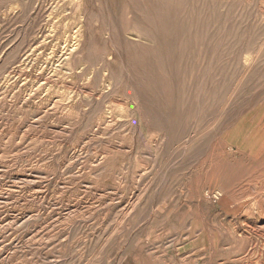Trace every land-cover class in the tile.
<instances>
[{
  "label": "rangeland",
  "instance_id": "rangeland-1",
  "mask_svg": "<svg viewBox=\"0 0 264 264\" xmlns=\"http://www.w3.org/2000/svg\"><path fill=\"white\" fill-rule=\"evenodd\" d=\"M263 262L264 0H0V264Z\"/></svg>",
  "mask_w": 264,
  "mask_h": 264
},
{
  "label": "bare ground",
  "instance_id": "bare-ground-1",
  "mask_svg": "<svg viewBox=\"0 0 264 264\" xmlns=\"http://www.w3.org/2000/svg\"><path fill=\"white\" fill-rule=\"evenodd\" d=\"M240 9V8H239ZM255 13V12H254ZM113 16V15H112ZM237 16V15H236ZM235 16V17H236ZM117 19V18H116ZM116 19H115V21H116ZM140 19V18H139ZM118 20V19H117ZM230 22V21H229ZM116 24V23H115ZM228 27V26H227ZM230 27V26H229ZM110 29V28H109ZM119 29V28H118ZM226 30H227V28H226ZM225 30V31H226ZM75 31V30H74ZM119 31V30H118ZM120 32V31H119ZM121 33H122V31H121ZM182 33V32H181ZM117 34V33H116ZM102 35V34H101ZM225 35V34H224ZM82 38H83V34H81V31H80V34H79V32L77 33V32H74V34H73V38H72V43L70 44V45H66L65 46V48H64V52H62V57L63 56H66L67 57V59L69 60V62H71V63H73L72 62V60L74 59V57L75 56H81L82 55V53L80 52V50H81V44H82ZM121 38V37H120ZM123 38V37H122ZM42 39H43V37H42ZM121 40V39H120ZM123 41V40H122ZM125 41V40H124ZM223 41H224V39H223ZM44 42H45V40L44 41H42V44H44ZM196 43V42H195ZM66 44V43H65ZM63 45V44H62ZM122 45H123V42H122ZM172 45V44H171ZM207 45H208V43H207ZM125 48V47H124ZM41 50V49H40ZM51 50V49H50ZM124 50V49H123ZM167 50V49H166ZM219 50V49H218ZM48 52V51H47ZM261 52V51H260ZM121 53V52H120ZM129 53V52H128ZM54 54V53H53ZM260 54V53H259ZM50 55V54H49ZM120 55V54H119ZM59 56V55H58ZM111 56V55H110ZM123 56H124V54H123ZM126 56V55H125ZM203 56V55H202ZM127 57V56H126ZM258 57V56H257ZM203 58V57H202ZM122 59V58H121ZM154 59V58H153ZM27 60H29V57H27V59L25 60V61H27ZM56 60V59H55ZM52 62V61H51ZM202 62V61H201ZM55 63V62H54ZM132 63V62H131ZM56 64H58V63H56ZM56 64H54V65H56ZM254 64V63H253ZM45 65V64H44ZM133 65V64H132ZM137 65V64H136ZM41 66V65H40ZM201 66V65H200ZM205 66V65H204ZM54 67V66H53ZM133 67H135V66H133ZM133 67H131V68H133ZM137 67V66H136ZM135 67V68H136ZM200 68V67H199ZM75 69V68H74ZM157 69V68H156ZM81 71L80 72H82L83 71V69H80ZM133 70V69H132ZM139 69H137V71H138ZM198 70V69H197ZM126 71H127V68H126ZM136 71V70H135ZM141 71V70H140ZM175 70H173V72H174ZM53 72V71H52ZM209 72V71H208ZM128 73V72H127ZM134 73V72H133ZM132 72H131V74L132 75H135V74H133ZM47 74V73H46ZM139 74V73H138ZM213 74V73H212ZM247 75V74H246ZM46 76V75H45ZM48 76V75H47ZM156 76V75H155ZM196 76H197V74H196ZM134 77V76H133ZM157 77V76H156ZM132 78V77H131ZM135 78V77H134ZM245 78V77H244ZM145 79H148V78H145ZM178 79V78H177ZM206 79V78H205ZM138 80V79H137ZM158 80V79H157ZM174 80V79H173ZM197 80V79H196ZM133 81V80H132ZM141 81V80H140ZM156 81V80H155ZM154 80H153V82H155ZM176 81V80H175ZM180 81V80H179ZM158 82V81H157ZM220 82V81H219ZM135 83V82H134ZM133 83V84H134ZM137 83V82H136ZM159 83V82H158ZM210 83V82H209ZM229 83V82H228ZM132 84V83H131ZM138 84V83H137ZM182 85V84H181ZM195 86V85H194ZM240 86V85H239ZM137 87V86H136ZM141 87H143L142 85H141ZM159 87V86H158ZM209 87V86H208ZM138 88V87H137ZM154 88V87H153ZM210 88V87H209ZM135 89V88H134ZM154 89H156V88H154ZM159 89V88H158ZM165 89V88H164ZM103 90V89H102ZM137 90V89H136ZM174 90V89H173ZM262 91V90H261ZM138 92V91H137ZM147 92V91H146ZM158 92V91H157ZM160 92H161V90H160ZM163 92V91H162ZM175 92V91H174ZM177 92V91H176ZM175 92V93H176ZM206 92V91H205ZM205 92H204V94H205ZM234 92V91H233ZM80 93V92H79ZM99 93H101V91L99 92ZM139 93V92H138ZM142 93V92H141ZM149 93V92H148ZM194 93V92H193ZM145 94H143V96H144ZM148 95V94H147ZM206 95V94H205ZM99 96V95H98ZM141 96V95H140ZM143 96H141V97H143ZM150 96V95H149ZM163 96V95H162ZM178 96V95H177ZM192 96H193V94H192ZM200 96H201V94H200ZM145 97V96H144ZM147 97V96H146ZM152 97V96H151ZM160 97V96H159ZM79 98V97H78ZM149 98V97H148ZM162 98V97H161ZM161 98H160V101L159 102H161ZM163 98H164V96H163ZM200 98V97H199ZM249 98V97H248ZM69 99V98H68ZM146 100L147 98H143V100ZM153 99V98H152ZM151 99V100H152ZM192 99V98H191ZM251 99H252V97H251ZM37 100V99H36ZM75 100V99H74ZM141 100V99H140ZM164 101V100H163ZM176 101H177V99H176ZM176 101H175V103H176ZM182 101V100H181ZM78 102V101H77ZM149 102V101H148ZM250 102V101H249ZM83 103V102H82ZM142 103H143V101H142ZM155 104V103H154ZM164 104V103H163ZM163 104H161V105H163ZM200 104V103H199ZM241 104V103H240ZM151 105H153V104H151ZM176 105V104H175ZM198 106H200V105H198ZM237 106H238V104H237ZM244 106V105H243ZM242 106V107H243ZM154 107H156V106H153L152 108H154ZM159 107V106H158ZM169 107V106H168ZM173 108H174V106H173ZM239 108V107H238ZM241 108V107H240ZM157 108H154V111L156 110ZM190 109V108H189ZM200 109V108H199ZM157 110H159V109H157ZM161 110V109H160ZM159 110V111H160ZM176 110V109H175ZM235 110V109H234ZM172 111H174L173 109H172ZM188 111V110H187ZM225 111V110H224ZM223 111V112H224ZM110 112V111H109ZM156 112V111H155ZM175 112H177V111H174V112H172V113H175ZM234 112V111H233ZM235 112H236V110H235ZM238 112V111H237ZM160 113H161V111H160ZM199 113V112H198ZM234 114V113H233ZM158 115V114H157ZM168 115V114H167ZM175 115V114H174ZM180 115H182V112L180 113ZM229 115V114H228ZM234 116V115H233ZM253 116V115H252ZM158 117H159V115H158ZM157 117V118H158ZM164 117V115L162 116V118ZM179 117H181V116H179ZM184 117H185V115H184ZM183 117V118H184ZM116 118H118V117H116ZM230 117H228V119H229ZM109 119V118H108ZM107 119V120H108ZM160 120H161V118H159ZM164 119H167V118H164ZM163 119V120H164ZM173 119V118H172ZM195 119V118H194ZM198 119V118H197ZM115 121V120H114ZM185 120H183V122H184ZM197 121V120H196ZM106 122V121H105ZM108 122V121H107ZM111 122V121H110ZM169 122V121H168ZM167 122V123H168ZM174 120L172 121V124L174 125ZM176 122V121H175ZM223 122H226V121H223ZM206 123V122H205ZM165 123H163V125H164ZM193 124H195V123H192V125ZM169 125V124H168ZM173 125H172V127H173ZM182 125H183V123H182ZM161 127V126H160ZM221 128H223V127H221ZM166 129H169V127L168 128H166ZM211 129V128H210ZM170 130V129H169ZM190 130V129H189ZM224 130V129H223ZM168 131V130H167ZM175 131V130H174ZM177 131V130H176ZM200 131V130H199ZM188 132V131H187ZM191 132V131H190ZM175 133V132H174ZM176 133H178V132H176ZM189 133V132H188ZM193 133H195V132H193ZM167 134H168V132H167ZM169 134H170V132H169ZM217 138V137H216ZM192 141V140H191ZM169 142V141H168ZM175 143H176V141H175ZM191 143V142H190ZM205 143V142H204ZM206 144V143H205ZM185 146V145H184ZM183 146V147H184ZM187 147V146H186ZM207 147V146H206ZM208 148V147H207ZM206 149V148H205ZM185 151V150H184ZM200 151V150H199ZM177 154V153H176ZM184 155V154H183ZM182 155V156H183ZM174 157H176V155H174ZM263 225V224H262ZM262 239V238H261ZM262 247V246H261ZM264 263V262H263Z\"/></svg>",
  "mask_w": 264,
  "mask_h": 264
}]
</instances>
